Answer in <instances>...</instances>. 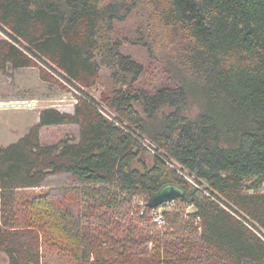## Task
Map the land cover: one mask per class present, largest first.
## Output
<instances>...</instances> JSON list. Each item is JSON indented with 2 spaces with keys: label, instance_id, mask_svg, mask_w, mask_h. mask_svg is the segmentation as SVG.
<instances>
[{
  "label": "trees",
  "instance_id": "16d2710c",
  "mask_svg": "<svg viewBox=\"0 0 264 264\" xmlns=\"http://www.w3.org/2000/svg\"><path fill=\"white\" fill-rule=\"evenodd\" d=\"M134 10L160 72L153 91L134 87L145 65L114 36ZM0 25L11 31L0 27V69L30 66V50L83 87L103 68L113 83L114 119L81 98L0 147L5 190L49 187L40 199L73 264H264V193L245 186L264 181V0H0ZM58 124L78 125V139L42 144L41 128ZM167 183L197 211L159 227L149 198ZM2 249L10 264H38L0 228Z\"/></svg>",
  "mask_w": 264,
  "mask_h": 264
},
{
  "label": "rangeland",
  "instance_id": "374dc122",
  "mask_svg": "<svg viewBox=\"0 0 264 264\" xmlns=\"http://www.w3.org/2000/svg\"><path fill=\"white\" fill-rule=\"evenodd\" d=\"M141 18V13L134 10L127 19L116 22L114 36L122 41L123 53L131 55L145 65V71L134 87L153 91L160 72L156 61L149 57L146 48L138 41ZM0 27L11 32L6 26L0 25ZM3 29H0V39H10ZM26 52L33 58L30 66L14 68L8 63L5 70L0 69V105L3 103L0 106V147H6L29 133L30 129L39 123L43 109L54 107L62 112L73 113L81 98L89 97L109 116H117L107 102L113 89L109 70L103 68L98 84L86 88L77 81L69 79L56 64L34 56L33 51ZM78 134L77 125H46L40 130V139L42 144L49 145L71 136L78 139ZM153 145L150 146L151 152L155 153L156 147ZM62 182V179L56 178L52 184L59 185ZM245 186L249 192L264 193V181L257 184L249 181ZM48 189L47 185L19 187L9 193L0 183V228L12 234L14 239L21 238L24 247L27 245L30 250V255L38 259V264H73L75 261L71 253L64 248L56 234L57 224L53 210L49 206L42 205L40 196ZM131 202L133 205H141L143 213L145 196L136 195ZM162 210L164 216L167 212L180 213L184 220L190 219L191 214L197 211L192 203L180 200L164 204ZM153 213L154 211H151L150 214L153 224L159 227L167 225V222L159 224L154 219L158 216ZM164 218L166 220V217ZM195 223L199 225L198 219ZM255 230L260 236L262 235L256 228ZM150 247H153V243ZM180 248L179 251L182 249L187 251L189 245L183 248L180 244ZM90 262H95V259H90ZM0 264H10V254L5 249L0 250ZM115 264L122 263L118 261Z\"/></svg>",
  "mask_w": 264,
  "mask_h": 264
},
{
  "label": "water",
  "instance_id": "95a60500",
  "mask_svg": "<svg viewBox=\"0 0 264 264\" xmlns=\"http://www.w3.org/2000/svg\"><path fill=\"white\" fill-rule=\"evenodd\" d=\"M185 193L183 186L176 183L163 185L154 195L149 198V205L153 208L165 202L175 200Z\"/></svg>",
  "mask_w": 264,
  "mask_h": 264
},
{
  "label": "built area",
  "instance_id": "2783aa9c",
  "mask_svg": "<svg viewBox=\"0 0 264 264\" xmlns=\"http://www.w3.org/2000/svg\"><path fill=\"white\" fill-rule=\"evenodd\" d=\"M103 113H105L109 118H112V119H114L115 118V116L114 117H112V116H109L105 111H103ZM147 143H149L148 141H146ZM146 143V145L147 146H149L148 144ZM149 148L151 149V147L149 146ZM176 200V199H175ZM175 200H172V201H168V202H165L164 204H166V203H171V202H173V201H175ZM164 204L162 205V206H160L159 208H155L153 211H154V215H157L158 216V218H154L155 220H157L158 222H159V224H162V223H166V220H165V218H164V211L162 210V207H164ZM200 218H198V220H199Z\"/></svg>",
  "mask_w": 264,
  "mask_h": 264
},
{
  "label": "bare ground",
  "instance_id": "6f19581e",
  "mask_svg": "<svg viewBox=\"0 0 264 264\" xmlns=\"http://www.w3.org/2000/svg\"><path fill=\"white\" fill-rule=\"evenodd\" d=\"M164 204V203H163ZM163 204L159 205V206H156V208H159L160 206H162ZM154 208V207H153ZM155 209V208H154Z\"/></svg>",
  "mask_w": 264,
  "mask_h": 264
},
{
  "label": "crops",
  "instance_id": "0c3cea01",
  "mask_svg": "<svg viewBox=\"0 0 264 264\" xmlns=\"http://www.w3.org/2000/svg\"><path fill=\"white\" fill-rule=\"evenodd\" d=\"M2 105H3V103H2ZM2 105H0V106H2ZM39 119H40V117H39ZM77 126H78V125H77ZM78 136H79V134H78ZM71 138H75V137L71 136Z\"/></svg>",
  "mask_w": 264,
  "mask_h": 264
}]
</instances>
